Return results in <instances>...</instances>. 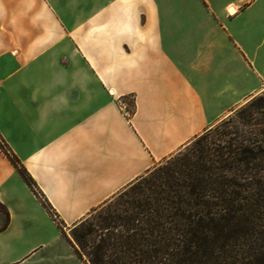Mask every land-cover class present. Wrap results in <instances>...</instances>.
I'll use <instances>...</instances> for the list:
<instances>
[{
  "label": "crops",
  "instance_id": "0c3cea01",
  "mask_svg": "<svg viewBox=\"0 0 264 264\" xmlns=\"http://www.w3.org/2000/svg\"><path fill=\"white\" fill-rule=\"evenodd\" d=\"M263 89L264 0H0V135L67 233ZM0 264H84L1 148Z\"/></svg>",
  "mask_w": 264,
  "mask_h": 264
},
{
  "label": "trees",
  "instance_id": "16d2710c",
  "mask_svg": "<svg viewBox=\"0 0 264 264\" xmlns=\"http://www.w3.org/2000/svg\"><path fill=\"white\" fill-rule=\"evenodd\" d=\"M243 126L196 138L59 229L84 264H264V130ZM0 148L44 197L1 135Z\"/></svg>",
  "mask_w": 264,
  "mask_h": 264
},
{
  "label": "rangeland",
  "instance_id": "374dc122",
  "mask_svg": "<svg viewBox=\"0 0 264 264\" xmlns=\"http://www.w3.org/2000/svg\"><path fill=\"white\" fill-rule=\"evenodd\" d=\"M129 105L130 106L128 107V111L131 116L133 112V106L131 104ZM243 125L246 126L258 125L259 126L258 130H264V89L260 94L248 99L245 103H243L241 106L236 108L229 116L221 120L218 124H216L212 128L208 129L201 136H204L208 132H212L213 134L211 135V137L217 139V137H219V133L223 131L226 126L228 127V129H233V131L235 132L237 131L240 133L246 129L244 128ZM218 128H219L218 131L220 132L218 131L216 132V129ZM181 151L184 152V149H182ZM166 159L161 163H165Z\"/></svg>",
  "mask_w": 264,
  "mask_h": 264
},
{
  "label": "clouds",
  "instance_id": "9594fccd",
  "mask_svg": "<svg viewBox=\"0 0 264 264\" xmlns=\"http://www.w3.org/2000/svg\"><path fill=\"white\" fill-rule=\"evenodd\" d=\"M68 103V100L66 97H59L58 101L56 99L53 100L51 103V110L52 111H58L60 109L61 105L66 106ZM49 115V112L47 110L41 112V122H44L47 119V116Z\"/></svg>",
  "mask_w": 264,
  "mask_h": 264
},
{
  "label": "built area",
  "instance_id": "2783aa9c",
  "mask_svg": "<svg viewBox=\"0 0 264 264\" xmlns=\"http://www.w3.org/2000/svg\"><path fill=\"white\" fill-rule=\"evenodd\" d=\"M120 108L122 109V111H123L126 115L130 116V113H129V111H128V105H127L126 102L120 101ZM37 195H38V199L40 200V202H41V201H44V197H43L38 191H37ZM51 213H52V217H53V219H54L55 221L59 222V218H58V216H57L52 210H51Z\"/></svg>",
  "mask_w": 264,
  "mask_h": 264
}]
</instances>
